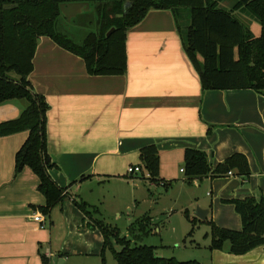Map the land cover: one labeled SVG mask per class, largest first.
Listing matches in <instances>:
<instances>
[{"label":"crops","instance_id":"1","mask_svg":"<svg viewBox=\"0 0 264 264\" xmlns=\"http://www.w3.org/2000/svg\"><path fill=\"white\" fill-rule=\"evenodd\" d=\"M125 47L123 75L91 76L80 57L48 37L39 38L28 81L49 105L47 152L57 167L49 175L67 195L51 209L43 227L34 221L38 207L45 205L38 178L28 167L14 173L15 153L28 132L0 136V264H102L104 239L93 222L111 225L101 207L107 196L133 215L130 225L145 216L152 226L153 219L166 214L170 226L178 217L179 231L174 224L170 231L183 238L191 228L185 211L196 217L197 207L208 210L204 220L240 230L239 215L225 201L264 197V94L250 89L202 91L169 10L148 11L128 30ZM25 106L23 99L0 103V123L17 118ZM149 144L158 149L157 182L144 170L127 173L129 166H141L139 150ZM186 148L206 152L212 167L242 153L250 175L245 181L233 173L187 182L181 171ZM76 200L100 206L102 213L97 208L89 217ZM120 210L116 207L114 213ZM203 225L207 236L209 226L199 223L192 237L203 233ZM188 243V248L201 250V242ZM173 244L178 246L175 239L161 237L150 246L162 256L159 249ZM226 249L200 253L209 264H264V245L238 256Z\"/></svg>","mask_w":264,"mask_h":264},{"label":"trees","instance_id":"2","mask_svg":"<svg viewBox=\"0 0 264 264\" xmlns=\"http://www.w3.org/2000/svg\"><path fill=\"white\" fill-rule=\"evenodd\" d=\"M224 0H0V103L23 99L25 108L20 115L0 123V136L20 131L28 135L14 156V173L28 167L38 178V191L45 205L38 207L48 217L52 208L66 197L49 175L57 168L47 152L46 113L49 105L43 95L36 93L28 75L33 70V57L40 37L50 38L62 49L80 57L88 75L117 76L127 69L126 35L140 23L150 10H169L185 55L194 67L202 91L250 89L264 94V0H233L228 8L219 6ZM89 3L91 11L71 19L72 23L94 28L76 41L65 30V18L60 5ZM242 13L260 25V35L251 31L234 14ZM113 31L106 35L110 29ZM11 73L16 75L11 76ZM264 120V111L262 113ZM142 170L149 180L157 182L159 156L156 145L140 148ZM232 171L242 181L248 179L250 168L246 156L233 153L214 167L206 152L186 148L183 152L185 180L226 176ZM82 176L80 180H83ZM172 181L164 183L169 186ZM233 205L241 220L240 230L215 225L211 220L199 221L184 215L190 223L186 237L192 235L199 223L209 226L208 249L224 250L243 255L264 245V197H245L225 201ZM76 206L87 216L98 213L97 208L83 201ZM104 239L100 253L109 250L116 264H204L196 260L180 261L160 257L157 247L137 244L133 239L151 230L150 218L141 217L129 226L132 239L121 236L119 230L100 219L93 222ZM42 261L47 260L42 256ZM209 264V263H208Z\"/></svg>","mask_w":264,"mask_h":264},{"label":"rangeland","instance_id":"3","mask_svg":"<svg viewBox=\"0 0 264 264\" xmlns=\"http://www.w3.org/2000/svg\"><path fill=\"white\" fill-rule=\"evenodd\" d=\"M232 2H233V0H224V1L219 3V6L228 8L232 5ZM234 16L237 19L242 20V22L245 25H247L248 27H251L250 31L253 35H257V36L260 35V32H261L260 25L256 21H254L250 17L245 16L242 13H235ZM64 20L67 24H66V26H64L65 30H63V31L67 32L68 35L76 41H79L86 32L94 29L91 27L80 26L78 24L72 23L71 21H67L66 19H64ZM11 76L16 78V75H14L13 73H11ZM105 188L108 189V191H110V188H108V187H105ZM161 192H163V191L161 190ZM101 207L104 211L103 217L105 218V221L110 223L112 226L116 227L119 230V233L121 236L132 239L133 233L131 230H129V225H130V222L133 220V215L131 213H128L126 211V209H122L121 204L114 203L109 196L106 197L103 204H101ZM116 207H119V209H121L118 213H114ZM142 207L145 210H148V206L146 204L142 205ZM97 208L102 213L100 206H97ZM168 217L169 216L166 214H159L156 219H153V222H154L153 224L155 226L154 225L151 226L150 232H148L147 234H144V235H140L139 239H136V240L133 239V242H135L137 244H141V245L142 244L154 245V243H159L161 237H165V240H167V241L175 239L178 246H175V244H173L170 247H166V246L161 247L158 251V253L162 255L160 257H166V258L174 257L180 261L196 260V261H199L201 263L208 264V263H206V262H208V260L203 259L202 255L200 253V252L206 253V250L207 251L209 250L208 246H207L206 250L204 249V244L206 243V240L209 241L208 236L204 235L205 234L204 231L208 230L205 227V225L200 227L203 230V233H202V231H200L198 233L196 232L193 237L191 235L189 237L185 236L183 238V236L180 235V232L171 233V231H170V226L173 224H174L173 226L177 230L179 229L178 223L176 221L178 217L173 218V221H171L172 223L170 226H168L169 225ZM156 227H158L160 229V232H161L160 235H158V232L155 230ZM196 230L197 229L195 228L194 231H196ZM182 238L184 240H182ZM189 240L201 242V250L188 248ZM173 243H174V241H173ZM185 246H187V249H184V248H186ZM105 257H106V261L104 260L105 263L116 264V261L114 260L112 254L109 250L105 251Z\"/></svg>","mask_w":264,"mask_h":264},{"label":"water","instance_id":"4","mask_svg":"<svg viewBox=\"0 0 264 264\" xmlns=\"http://www.w3.org/2000/svg\"><path fill=\"white\" fill-rule=\"evenodd\" d=\"M92 7L89 3H66L60 5V12L64 16L67 21H71L72 18L76 17L77 15L91 11ZM113 29L111 28L106 35H109ZM39 41V40H37ZM208 210H202L200 208H196L194 211V216H196L200 220H204Z\"/></svg>","mask_w":264,"mask_h":264},{"label":"built area","instance_id":"5","mask_svg":"<svg viewBox=\"0 0 264 264\" xmlns=\"http://www.w3.org/2000/svg\"><path fill=\"white\" fill-rule=\"evenodd\" d=\"M141 171H142V167L139 165L129 166L127 168L128 174H139L141 173ZM181 171H183V169H181ZM232 174H233L232 171H228L227 173V175H232ZM44 219H45V216L40 212H35L33 215V220L40 223L41 227L44 226Z\"/></svg>","mask_w":264,"mask_h":264}]
</instances>
